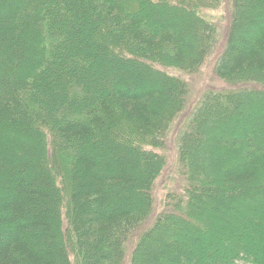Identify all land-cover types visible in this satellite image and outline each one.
<instances>
[{"label":"trees","instance_id":"1","mask_svg":"<svg viewBox=\"0 0 264 264\" xmlns=\"http://www.w3.org/2000/svg\"><path fill=\"white\" fill-rule=\"evenodd\" d=\"M219 5L0 0V264H127L135 237L129 264H264V238L255 240L262 215L241 232H220L218 242L225 244L219 245L204 215L213 187L242 190L258 173L264 176V110L254 129L209 140L231 155L233 164L221 175L210 177L196 163V154L208 150L204 121L212 111L235 114L254 93L264 96L249 89L264 86V0H234L216 72L243 87L209 95L195 112L178 141L187 187L169 194L157 221L143 229L153 212L154 181L165 165L149 148L165 147L173 114L189 92L167 70L199 71L217 35L202 13ZM150 8L163 12L165 21L188 11L191 24L182 21L190 30L171 21L157 28ZM110 54L131 68L145 66L148 77L138 80L134 69H116ZM150 78L167 84L168 92L148 89ZM134 165L143 177L130 171ZM195 229L203 244H190L186 231Z\"/></svg>","mask_w":264,"mask_h":264},{"label":"rangeland","instance_id":"2","mask_svg":"<svg viewBox=\"0 0 264 264\" xmlns=\"http://www.w3.org/2000/svg\"><path fill=\"white\" fill-rule=\"evenodd\" d=\"M151 16H153V21L155 22V26L157 28L161 27H169L166 23L169 21L173 22L175 25L183 26L187 31L190 30L186 26V23L182 21L184 17L187 23L191 24V20L187 18L189 16L188 11L182 10L181 14L178 12V18H173L169 16L168 21H165L163 17V12L161 13L156 11L155 13L152 9H148ZM257 13L260 14V9L255 8ZM235 6L234 0H220V5L216 8L206 9L203 11L202 16L206 19V21L215 25L217 29L216 41L214 44L213 49L205 58L202 66L200 67L199 71L196 73H186L179 70L169 69L167 72L173 76H176L181 81L185 82L189 86V92L187 94V98L183 108L179 111H175L173 114V119L169 125V130L167 132L165 138V147L164 148H149L151 151L159 154L162 158L164 157V168L161 169L159 175L156 177L153 185V212L149 220L146 222L143 229L150 228L151 225L157 221L159 215L162 214L164 211L165 200L169 194H182V192L187 187L186 185V177L183 176V169L180 164V150L178 147V141L181 133L188 127L192 117L194 116L195 112L198 108L203 104V102L207 99L209 95L217 94V93H229L232 90H237L242 85L237 86L230 82H227L220 78L217 75L216 67L218 61L225 50L228 35L230 31V27L234 18ZM162 15V17L160 16ZM167 16V15H166ZM161 19H160V18ZM179 22L180 24H178ZM241 34H246L248 31L243 28L240 31ZM111 61L115 62L116 69H123L124 67L126 70L130 71L134 69L133 74L135 75L136 79H142L143 77H148L147 68L145 66L136 65V68H131L127 64H124L121 59L118 57L115 58L113 55L110 54ZM123 64H122V63ZM130 69V70H129ZM148 89L151 88H158L165 90L168 92L169 86L162 82H155L152 81L150 78L147 81ZM250 85L249 89L252 91L262 90L264 92V86L255 84ZM253 97H248L243 101L241 107L236 111L235 114L227 113V115H218L215 112H211V117H207L204 121L206 137L208 141L204 143L208 150L203 149V152L196 154V163L205 169V173L221 175L222 171L225 168L230 167L233 164L231 155L225 153L223 150H218L210 146L209 140L211 141L212 137L219 136V135H227L234 131H242L243 127H249V129H254L257 125V116L259 110H264V96H256L255 93L252 95ZM163 100L167 101V106L172 104L171 98L167 99V96L162 97ZM166 106V107H167ZM245 120L247 123H245ZM246 125V126H245ZM231 131V132H229ZM205 142V141H204ZM148 149V150H149ZM210 153V157L213 156L212 163H206L208 153ZM206 161V162H205ZM199 165V167H200ZM133 168H129L130 171L136 175L135 177L141 176V170L135 168V165L132 166ZM198 167V170L200 169ZM217 168V169H214ZM213 169L216 171L213 173ZM146 173V172H145ZM258 179L249 185L245 186L244 189L235 190L232 187L219 186L213 187L212 194L213 196V203L208 205L207 211H204V215L207 216L209 220L212 221L211 225L208 226L210 232H213L216 239L213 243H217L218 245L220 242L218 240V235L220 232L227 233L230 231L232 227H240V229H236L238 232H241L242 225L246 222L252 224V221L255 220V217L262 215L264 218V193L262 189H264V176L260 173L257 174ZM234 191V192H233ZM138 194L136 189L133 191V195ZM202 194H204L202 192ZM184 195V194H183ZM205 196V195H202ZM124 202V201H122ZM199 205L203 207V203L200 202L199 198ZM203 220L206 219L202 216ZM65 221V218H64ZM251 227V226H250ZM261 230H256V237L255 240L257 241L260 236L264 238V224L260 227ZM64 229V237L67 244L69 243L68 234L66 230V222L63 223ZM252 229V228H250ZM199 230L195 229L192 231H186L188 240L190 244L195 242L200 243L198 239L200 237ZM138 237L133 238L127 248V264L130 263L131 255L133 251V247L136 244ZM225 244L224 240L221 242ZM203 244V243H200ZM208 247L209 242L204 243V245ZM237 264H248L245 262H239Z\"/></svg>","mask_w":264,"mask_h":264}]
</instances>
